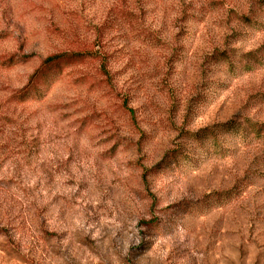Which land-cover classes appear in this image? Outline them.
Segmentation results:
<instances>
[{"label": "rangeland", "instance_id": "rangeland-1", "mask_svg": "<svg viewBox=\"0 0 264 264\" xmlns=\"http://www.w3.org/2000/svg\"><path fill=\"white\" fill-rule=\"evenodd\" d=\"M0 264H264V0H0Z\"/></svg>", "mask_w": 264, "mask_h": 264}, {"label": "trees", "instance_id": "trees-1", "mask_svg": "<svg viewBox=\"0 0 264 264\" xmlns=\"http://www.w3.org/2000/svg\"><path fill=\"white\" fill-rule=\"evenodd\" d=\"M252 23L255 25L256 22ZM85 57V54L82 52H57L48 55L41 60L40 65L30 76L28 83L19 89L14 97L21 102L27 100H43L63 74L64 70L67 67L82 63ZM223 57L229 58L230 55L224 52ZM21 58L22 60H13L12 57L8 60V63L14 66L26 61V57Z\"/></svg>", "mask_w": 264, "mask_h": 264}]
</instances>
